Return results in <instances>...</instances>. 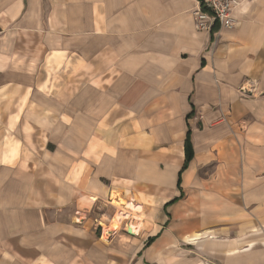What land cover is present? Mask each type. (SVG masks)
<instances>
[{
	"label": "crops",
	"instance_id": "crops-1",
	"mask_svg": "<svg viewBox=\"0 0 264 264\" xmlns=\"http://www.w3.org/2000/svg\"><path fill=\"white\" fill-rule=\"evenodd\" d=\"M196 7L0 0V264H264V0Z\"/></svg>",
	"mask_w": 264,
	"mask_h": 264
},
{
	"label": "built area",
	"instance_id": "built-area-1",
	"mask_svg": "<svg viewBox=\"0 0 264 264\" xmlns=\"http://www.w3.org/2000/svg\"><path fill=\"white\" fill-rule=\"evenodd\" d=\"M237 0H197L194 11L196 25L201 29H213L215 25L232 26V17Z\"/></svg>",
	"mask_w": 264,
	"mask_h": 264
},
{
	"label": "rangeland",
	"instance_id": "rangeland-1",
	"mask_svg": "<svg viewBox=\"0 0 264 264\" xmlns=\"http://www.w3.org/2000/svg\"><path fill=\"white\" fill-rule=\"evenodd\" d=\"M115 200V198H114ZM103 212H107V215H102ZM91 217L96 220V218H102L104 219V222H108V220L110 219V216H113L114 213L108 209L106 206L102 205V204H98L95 205L94 209H92V211L90 212ZM55 217V215H53ZM57 220L59 221H67L70 219L69 214L68 213H59L56 216ZM109 218V219H108ZM74 221L76 222H81L82 218H80V216L78 218H73ZM97 223V222H96ZM97 224H95L94 229H93V235L98 236L100 235V227L96 226ZM97 227V228H96Z\"/></svg>",
	"mask_w": 264,
	"mask_h": 264
},
{
	"label": "bare ground",
	"instance_id": "bare-ground-1",
	"mask_svg": "<svg viewBox=\"0 0 264 264\" xmlns=\"http://www.w3.org/2000/svg\"><path fill=\"white\" fill-rule=\"evenodd\" d=\"M118 199V198H117ZM114 202L117 204V205H120L122 203H126L124 202L122 199H118V200H114ZM129 207H131L134 211L136 210H139L140 208L139 207H135V205H133V203H129L128 204ZM127 207V205H126ZM130 211L127 210L126 208H123V207H120L119 210L115 213L114 217H113V220H112V223H111V228H116L118 227L119 225H121L126 219L130 218ZM135 215V214H134ZM138 216V215H137ZM143 217V216H142ZM131 220V219H130ZM134 220V219H133ZM132 220V221H133ZM128 225V224H127ZM131 227V231L134 232V233H137V226L136 224L133 222L129 225Z\"/></svg>",
	"mask_w": 264,
	"mask_h": 264
},
{
	"label": "trees",
	"instance_id": "trees-1",
	"mask_svg": "<svg viewBox=\"0 0 264 264\" xmlns=\"http://www.w3.org/2000/svg\"><path fill=\"white\" fill-rule=\"evenodd\" d=\"M185 150H186V163H185L184 168L187 167L188 163L193 157V150H192L190 135H188L187 137L186 144H185Z\"/></svg>",
	"mask_w": 264,
	"mask_h": 264
},
{
	"label": "water",
	"instance_id": "water-1",
	"mask_svg": "<svg viewBox=\"0 0 264 264\" xmlns=\"http://www.w3.org/2000/svg\"><path fill=\"white\" fill-rule=\"evenodd\" d=\"M128 231H129V232H132V231H131V227H130V226L128 227Z\"/></svg>",
	"mask_w": 264,
	"mask_h": 264
}]
</instances>
